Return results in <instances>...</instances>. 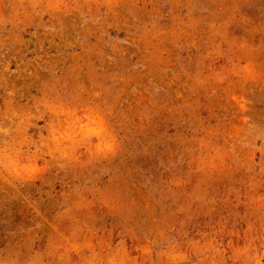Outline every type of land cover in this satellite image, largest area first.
Returning <instances> with one entry per match:
<instances>
[{"label":"rangeland","instance_id":"rangeland-1","mask_svg":"<svg viewBox=\"0 0 264 264\" xmlns=\"http://www.w3.org/2000/svg\"><path fill=\"white\" fill-rule=\"evenodd\" d=\"M0 264H264V0H0Z\"/></svg>","mask_w":264,"mask_h":264}]
</instances>
